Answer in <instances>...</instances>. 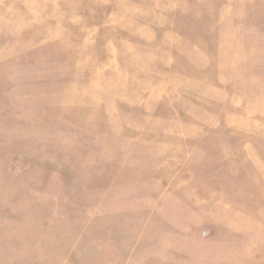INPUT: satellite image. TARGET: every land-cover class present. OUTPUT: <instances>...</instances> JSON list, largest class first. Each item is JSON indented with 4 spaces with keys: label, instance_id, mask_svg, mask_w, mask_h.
<instances>
[{
    "label": "rangeland",
    "instance_id": "374dc122",
    "mask_svg": "<svg viewBox=\"0 0 264 264\" xmlns=\"http://www.w3.org/2000/svg\"><path fill=\"white\" fill-rule=\"evenodd\" d=\"M0 264H264V0H0Z\"/></svg>",
    "mask_w": 264,
    "mask_h": 264
}]
</instances>
